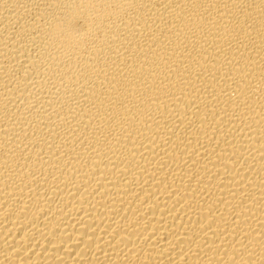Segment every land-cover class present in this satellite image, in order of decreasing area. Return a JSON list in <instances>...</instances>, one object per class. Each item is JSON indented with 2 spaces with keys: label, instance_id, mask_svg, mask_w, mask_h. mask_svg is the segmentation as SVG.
<instances>
[{
  "label": "bare ground",
  "instance_id": "1",
  "mask_svg": "<svg viewBox=\"0 0 264 264\" xmlns=\"http://www.w3.org/2000/svg\"><path fill=\"white\" fill-rule=\"evenodd\" d=\"M0 264H264V0H0Z\"/></svg>",
  "mask_w": 264,
  "mask_h": 264
}]
</instances>
